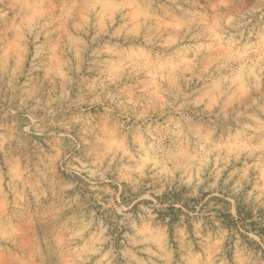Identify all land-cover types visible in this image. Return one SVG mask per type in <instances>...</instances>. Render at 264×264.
I'll return each instance as SVG.
<instances>
[{
	"label": "rangeland",
	"instance_id": "rangeland-1",
	"mask_svg": "<svg viewBox=\"0 0 264 264\" xmlns=\"http://www.w3.org/2000/svg\"><path fill=\"white\" fill-rule=\"evenodd\" d=\"M0 264H264V0H0Z\"/></svg>",
	"mask_w": 264,
	"mask_h": 264
},
{
	"label": "trees",
	"instance_id": "trees-1",
	"mask_svg": "<svg viewBox=\"0 0 264 264\" xmlns=\"http://www.w3.org/2000/svg\"><path fill=\"white\" fill-rule=\"evenodd\" d=\"M171 196H167L166 194L163 196V198H160V199H158L159 200V203L160 204H163L164 202H166V201H168L169 200V198H170ZM172 198V197H171ZM162 199V200H161ZM161 200V201H160ZM170 209H173V207H170ZM237 215H238V217H239V219L240 220H242V221H247L248 219H250V214L249 213H243V211L242 210H237ZM229 217H231V216H229ZM228 217V218H229Z\"/></svg>",
	"mask_w": 264,
	"mask_h": 264
}]
</instances>
